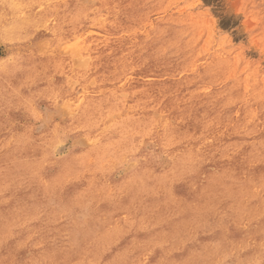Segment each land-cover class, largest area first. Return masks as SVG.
I'll use <instances>...</instances> for the list:
<instances>
[{"label":"rangeland","instance_id":"rangeland-1","mask_svg":"<svg viewBox=\"0 0 264 264\" xmlns=\"http://www.w3.org/2000/svg\"><path fill=\"white\" fill-rule=\"evenodd\" d=\"M0 264H264V0H0Z\"/></svg>","mask_w":264,"mask_h":264}]
</instances>
